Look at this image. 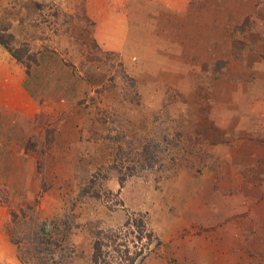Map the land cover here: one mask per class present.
Wrapping results in <instances>:
<instances>
[{
  "label": "rangeland",
  "instance_id": "obj_1",
  "mask_svg": "<svg viewBox=\"0 0 264 264\" xmlns=\"http://www.w3.org/2000/svg\"><path fill=\"white\" fill-rule=\"evenodd\" d=\"M261 139L264 0H0V264H264Z\"/></svg>",
  "mask_w": 264,
  "mask_h": 264
},
{
  "label": "trees",
  "instance_id": "obj_2",
  "mask_svg": "<svg viewBox=\"0 0 264 264\" xmlns=\"http://www.w3.org/2000/svg\"><path fill=\"white\" fill-rule=\"evenodd\" d=\"M147 234L148 237L152 236L150 233ZM122 245L124 244L117 242V236L113 231L110 235L102 234L94 243L91 259L96 264H133V256L129 255L128 249ZM118 246L123 248L118 249ZM109 248L113 250V253L108 250Z\"/></svg>",
  "mask_w": 264,
  "mask_h": 264
},
{
  "label": "crops",
  "instance_id": "obj_3",
  "mask_svg": "<svg viewBox=\"0 0 264 264\" xmlns=\"http://www.w3.org/2000/svg\"><path fill=\"white\" fill-rule=\"evenodd\" d=\"M217 25H218V24H216V26H217ZM209 31H210V29H209ZM212 33H213V32H212ZM218 43H219V42H218ZM212 45H213V44H211L210 41L204 43V44H203V50H204V51L209 50L210 47H213ZM216 45H218V44H214V46H216ZM204 55H206V54H204ZM260 128H261V126H260ZM260 128H259L258 126H256V127H253L251 130H252V131L255 130V131H257V132L259 133L261 130H256V129H260ZM261 138H263V136H261ZM252 141H253V140H251V141H249V142L251 143ZM246 145H247L248 150H249L250 152H253V151H254V148H255L254 144L249 145L248 143H246ZM256 146H257V145H256ZM254 153H264V139H261L260 149H259L258 147H256Z\"/></svg>",
  "mask_w": 264,
  "mask_h": 264
}]
</instances>
